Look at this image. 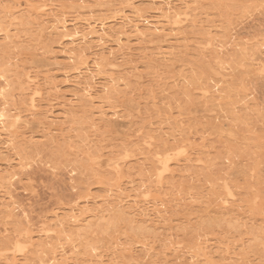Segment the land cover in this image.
<instances>
[{
	"label": "rangeland",
	"instance_id": "374dc122",
	"mask_svg": "<svg viewBox=\"0 0 264 264\" xmlns=\"http://www.w3.org/2000/svg\"><path fill=\"white\" fill-rule=\"evenodd\" d=\"M0 264H264V0H0Z\"/></svg>",
	"mask_w": 264,
	"mask_h": 264
},
{
	"label": "bare ground",
	"instance_id": "6f19581e",
	"mask_svg": "<svg viewBox=\"0 0 264 264\" xmlns=\"http://www.w3.org/2000/svg\"><path fill=\"white\" fill-rule=\"evenodd\" d=\"M163 161V160H162Z\"/></svg>",
	"mask_w": 264,
	"mask_h": 264
}]
</instances>
